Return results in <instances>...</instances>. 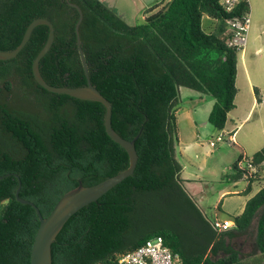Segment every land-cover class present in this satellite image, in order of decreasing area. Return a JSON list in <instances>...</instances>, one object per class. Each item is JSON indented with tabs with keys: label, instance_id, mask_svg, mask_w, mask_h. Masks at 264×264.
<instances>
[{
	"label": "trees",
	"instance_id": "obj_1",
	"mask_svg": "<svg viewBox=\"0 0 264 264\" xmlns=\"http://www.w3.org/2000/svg\"><path fill=\"white\" fill-rule=\"evenodd\" d=\"M69 2L82 13L78 34L91 83L111 103L114 131L126 140L138 135V160L131 176L68 219L52 244V264H117L120 254L156 236L182 264H243L232 240L249 235L254 220L250 256L264 255V187L220 231L186 191L175 150L179 88L212 97L207 121L218 131L235 108L239 52L226 45L228 20L249 12L248 3L227 12L219 0H169L143 24L129 25L100 0ZM204 15L215 23L210 33L201 27ZM37 18L54 28L39 63L44 81L86 85L79 13L65 0H0V50L15 49ZM47 35L46 26H37L14 59L0 61V264L30 263L39 225L35 210L15 199L18 179L19 196L47 217L79 181L95 185L129 164L105 132L102 104L48 92L35 81L32 63ZM236 149L227 177L245 178L247 194L256 176L238 163L249 159L259 169L264 146L250 158Z\"/></svg>",
	"mask_w": 264,
	"mask_h": 264
},
{
	"label": "rangeland",
	"instance_id": "obj_2",
	"mask_svg": "<svg viewBox=\"0 0 264 264\" xmlns=\"http://www.w3.org/2000/svg\"><path fill=\"white\" fill-rule=\"evenodd\" d=\"M154 1L156 0H102L108 8L129 25L143 24L146 17L163 9L169 2V0H158L156 1L157 3ZM219 1L221 2V0ZM251 6V11L249 12L251 22L247 34V45L243 52L244 56L255 58V61L251 63L253 67H258L254 63H264V6L260 3L256 6ZM201 27L204 32L210 33L214 30L215 23L214 21L212 23L211 19L204 15L201 20ZM257 49H260L258 53L255 52ZM240 57L241 52H239L238 61ZM181 91L184 98L187 93L194 92L186 88H182ZM202 96L207 101H203L195 109L199 142L197 148H211L212 155L209 156L207 164L205 163L206 170L200 174V179L205 182L201 185L202 197L200 199L191 197L198 207L200 205L203 211L199 209L209 220L214 221L215 217H217V221L222 222L227 218V213H237L242 202V199L236 198V196H226L224 201H222V198H220L221 191L233 190V184L223 182L222 177L229 173L232 162L240 154L236 148H243L244 156L250 158L264 146V104L253 108L248 115L251 105L244 98L241 91L235 98V109L228 114L225 129L229 132L223 131L225 134L223 141L215 142L216 136L221 131L214 129L207 121L209 109L214 100L209 95ZM188 104L192 105L191 101L188 100ZM177 121L179 127L186 125L185 119H177ZM233 132V136L229 137L228 134ZM211 141L215 142V147L209 145ZM231 142L235 146L230 145ZM176 148H178L177 144ZM255 176V187L264 185V166L258 169V173ZM236 186L240 189L244 186V182L240 181ZM255 225L256 220L252 224L249 235L232 240L233 246L243 255L244 264H249L248 257L253 247ZM254 257L260 258L259 262L264 261V255L262 254L257 253Z\"/></svg>",
	"mask_w": 264,
	"mask_h": 264
},
{
	"label": "water",
	"instance_id": "obj_3",
	"mask_svg": "<svg viewBox=\"0 0 264 264\" xmlns=\"http://www.w3.org/2000/svg\"><path fill=\"white\" fill-rule=\"evenodd\" d=\"M65 1L68 5L76 8L79 13V18L75 27L76 35H77L76 42L80 53L83 70L87 80L86 85L81 87H56L49 85L42 78L39 71V63L40 60L50 50L54 40L53 24L45 18H37L34 19L32 22H30V24L25 29V32L23 34V37L19 45L15 49L11 51L0 50V61L14 59L27 44L33 30L37 26H41V25L46 26L48 28V35L46 42L42 47V49L38 52L32 63V74L35 81L38 83V85H40L43 89L47 90L48 92L54 94L67 95L75 99L92 101L102 104L105 108V116H104L105 132L112 141L117 143L125 150L128 156L129 164L125 170L119 172L114 176L108 177L105 180L95 185L84 186L79 181L78 185L75 188L67 191L59 198V200L56 202V204L54 205L53 209L51 210V212L48 214L47 217H43L39 209L31 201L22 199L19 196L21 183L20 180L18 179V176L16 174L5 175V177L12 175L18 179V186L15 191V199L23 205L31 206L35 210L36 215L38 217L39 225L32 242L29 264H52V257H51L52 244L55 242L57 235L63 228L64 224L68 221V219L83 207L91 203H95L101 196H103L109 190H111L116 185L121 183L123 180L131 176L134 172L138 160V156L135 150V141L138 135L134 137L132 140H126L114 131L111 125V116H112L111 103L91 83V80L88 76V70L83 56V51L81 49L80 38L78 34V28L81 23L82 13L80 9L76 5L71 4L69 0H65Z\"/></svg>",
	"mask_w": 264,
	"mask_h": 264
},
{
	"label": "crops",
	"instance_id": "obj_4",
	"mask_svg": "<svg viewBox=\"0 0 264 264\" xmlns=\"http://www.w3.org/2000/svg\"><path fill=\"white\" fill-rule=\"evenodd\" d=\"M100 1L102 2V0ZM247 3L249 6V12L251 11V7H252L251 5L256 6L258 3H260L262 6H264V0H260V1L259 0H251V1L248 0ZM211 21L213 23V20ZM263 45H264V42H263ZM259 50L260 49H257L255 52L258 53ZM252 61H255V58L253 59L252 57H248L247 55L244 56V52H241V57L239 61L237 58V64H236V70H237L236 83H235L236 89H237L236 96L242 91L244 98L249 101L251 105V109L248 112V115L250 114L253 108H256L257 106H261L264 104V63L263 62L254 63L258 67H253L251 63ZM239 63L241 64L239 65ZM181 89L182 88H179L180 104L177 106L176 111H175L176 122H177L176 144L178 146V148H175L176 159L178 160V162L181 164V167H182L181 179L183 181V185L186 191L193 198L200 199L202 197V192H203L201 189V185L204 182L200 179L201 178L200 174L206 170L205 163L207 164V161L209 160L208 159L209 156L212 155V149L211 148H197L199 145V142H198V136H197L198 130L196 127L197 125H196V110L195 109L203 101H207V100L206 98H203L202 95L195 93V92H189V94L187 93L186 97L184 98V96H182ZM194 95H198V96H194ZM188 100L191 101L192 105L188 104ZM212 105L209 109V112L212 108ZM177 119H185L186 125L185 126L181 125V127H179V123ZM223 131L226 133L229 132V131H226L225 128L222 130V132ZM240 149L242 150V153L244 154L243 148H240ZM237 158L238 156L236 157V159ZM234 162H232V164ZM261 166H264V162L262 163ZM231 173H232V170L230 168L229 173L225 174L222 177V181L228 184H233V190L232 191L228 189L222 190L220 193V198H222V201H224L226 196H236V198L242 199V202L238 208L237 213L235 214L227 213L226 214L227 218L222 222H227V221L232 222L231 221L232 217L238 216L239 214L242 213L247 200L253 197L262 187H264V185L262 186L256 185L257 187H255V184H254L255 181H254L251 184L250 191L247 194H244L243 191L245 190L246 185H247V182H245L246 181L245 178L240 179L238 181V182L240 181L244 182V186L239 189L236 186L238 182L236 183L229 182V179L227 176L230 175ZM199 208L203 211L200 205H199ZM214 220H218V218L215 217ZM259 260L260 258L254 257V255L248 257L249 264H264V261L259 262ZM243 264H244V260H243Z\"/></svg>",
	"mask_w": 264,
	"mask_h": 264
},
{
	"label": "built area",
	"instance_id": "obj_5",
	"mask_svg": "<svg viewBox=\"0 0 264 264\" xmlns=\"http://www.w3.org/2000/svg\"><path fill=\"white\" fill-rule=\"evenodd\" d=\"M248 0H221L220 5L227 12H232L241 2ZM249 12H244L240 17L228 20L229 38L226 45L234 48L238 52H243L247 45V34L250 26ZM225 134L221 131L215 138V142L223 141ZM215 142H210L211 147H215ZM238 167L248 172L247 175L255 176L258 168L251 160L244 159L238 163ZM246 177V176H245ZM233 226L230 221H213V227L222 231ZM117 264H182L178 253L172 252L165 244L161 236H156L146 240L142 245L132 251L120 254L117 257Z\"/></svg>",
	"mask_w": 264,
	"mask_h": 264
}]
</instances>
